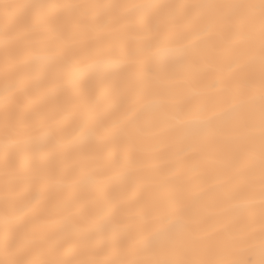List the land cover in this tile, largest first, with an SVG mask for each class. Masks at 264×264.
<instances>
[{
	"label": "snow or ice",
	"instance_id": "obj_1",
	"mask_svg": "<svg viewBox=\"0 0 264 264\" xmlns=\"http://www.w3.org/2000/svg\"><path fill=\"white\" fill-rule=\"evenodd\" d=\"M132 18L157 36L166 27H187L195 21L193 41L215 33L243 47L211 84L222 93L215 109L206 114L203 106L178 100L170 125L190 142L222 135L224 126L233 125L231 142L217 149L223 169L217 180L225 189L224 218L217 221L221 228H212L218 235L205 237L206 229L193 222L185 185L179 177L175 183L167 182L172 173L153 178L155 191L137 210L143 224L115 219L112 209L118 193L127 184L140 182L115 146L112 156L120 170L116 174L125 183L112 189L111 199L98 212L87 216L76 202L58 198L56 176L38 169L17 174L15 169L22 165L12 163L15 157L28 161L54 146L56 133L49 119L57 104L51 98L32 104L17 101L13 132H8L6 120L2 145L5 197L0 264H264V0L197 4L0 0L5 105L17 92L28 95L48 87L44 78H34L45 67L35 63L43 45L87 38L89 46L65 57V70L57 78L65 81L67 89L84 78L90 81L87 93L78 100L86 112L82 126L90 136L118 140L135 114V104L152 107L157 95H167L149 68L161 44L148 42L129 49L121 37ZM188 46L178 39L167 50L175 59H184ZM29 55L31 62L25 59ZM17 64L27 65L26 71L11 73L10 67ZM124 106L121 120L106 123L113 110ZM10 192L18 198L10 199ZM45 199L46 215L39 208ZM238 251L243 256L234 259Z\"/></svg>",
	"mask_w": 264,
	"mask_h": 264
},
{
	"label": "bare ground",
	"instance_id": "obj_2",
	"mask_svg": "<svg viewBox=\"0 0 264 264\" xmlns=\"http://www.w3.org/2000/svg\"><path fill=\"white\" fill-rule=\"evenodd\" d=\"M62 3H105V4H197L215 2V0H56ZM195 21L187 27H166L161 34L150 32L144 25L132 18L121 31V37L129 49H137L151 42L161 44V49L153 63L149 65L151 72L158 76L157 85L167 89V95H157L155 104L147 107L143 103L134 105L135 114L126 125V130L118 140L95 135L90 136L84 128L86 112L79 98L90 88V81L84 78L71 89L64 87L65 81L57 78V74L65 70V57H70L73 50L89 46L87 38L64 41L59 44L43 45L40 59L36 64L45 66L36 72L34 78L42 77L48 87H41L25 95L17 92L15 99L7 106L4 102L3 84L5 65L0 52V236L3 226L4 192V158L2 145L5 138V125L11 134L13 114L17 110V101L32 104L33 101L51 98L57 101L49 119L56 136L54 146L46 152H36L30 160L22 161L15 157L12 163L22 166L15 169L17 174H29L38 169L42 174L56 176L60 183L55 189L60 200H70L78 204L84 216L98 212L106 201L111 199L112 189L124 185L116 174L120 171L112 156L115 146L122 158L129 161L128 170L132 171L140 182L127 184L117 195L112 209L115 219H124L130 225L144 223L137 214L138 206L155 191L153 178L165 177L167 182L175 183L177 177L183 182L187 191L186 199L192 203L193 222L206 229L207 238L218 235L212 228H221L217 221L224 218V186L217 177L223 169L217 149L231 142L233 125H226L223 134L207 139L190 142L182 139L170 125L177 101H187L192 105L203 106L206 114L215 109L222 98L219 90L211 84L215 77L226 70L228 61L241 45L210 33L201 39L192 40ZM188 43L187 55L184 59H175L167 49L174 47L177 40ZM189 41H191L189 43ZM59 48V51H57ZM153 51H156L154 48ZM32 61V57L26 56ZM27 65L17 64L10 67L11 73H23ZM158 90V89H157ZM127 106L113 110L106 123L119 121ZM258 123V119H257ZM257 128V135H258ZM173 169H177L173 172ZM94 180V183H89ZM10 199H17L16 193H9ZM49 207L45 199L39 205L41 214ZM49 219H57L49 216ZM55 230V228L50 229ZM2 249V245H0ZM242 251L234 255L241 258ZM2 258V250H0ZM98 258H103L98 257Z\"/></svg>",
	"mask_w": 264,
	"mask_h": 264
}]
</instances>
